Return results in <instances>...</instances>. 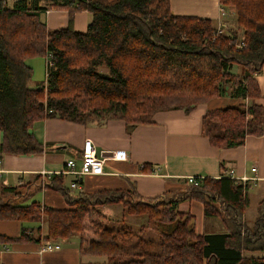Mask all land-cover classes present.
Segmentation results:
<instances>
[{
    "label": "trees",
    "instance_id": "trees-1",
    "mask_svg": "<svg viewBox=\"0 0 264 264\" xmlns=\"http://www.w3.org/2000/svg\"><path fill=\"white\" fill-rule=\"evenodd\" d=\"M219 3L234 10L244 30L242 48L235 31H221L210 19L175 15L171 0H0V165L6 155L44 154L45 146L31 132L39 121L58 118L88 126L115 119L129 131L152 124L160 111L185 106L189 111L222 97L236 103L203 117L212 147H241L248 137L262 136L264 108L256 75L264 66V0ZM52 10L66 12L71 22L87 12L91 22L84 33L72 26L50 30L43 17ZM37 56L50 58L53 66L45 84L31 89L28 60ZM103 67L108 75L100 72ZM41 178L21 200L19 186L0 181V221L46 224L47 234L40 226L23 228L19 238L0 236V243L77 237L82 256L118 260L114 264H264L262 257L246 256L264 253V199L248 225V182L199 178L197 184L185 181L178 193L143 200L135 191L73 194L67 176ZM41 188L59 193L68 208L29 203ZM3 195L12 198L4 201ZM185 201L201 204L204 217L220 220L223 231L199 233L196 217L179 210ZM118 204L125 215L146 216L158 243L140 239L132 250L134 234L107 226L99 207Z\"/></svg>",
    "mask_w": 264,
    "mask_h": 264
},
{
    "label": "crops",
    "instance_id": "crops-1",
    "mask_svg": "<svg viewBox=\"0 0 264 264\" xmlns=\"http://www.w3.org/2000/svg\"><path fill=\"white\" fill-rule=\"evenodd\" d=\"M171 6L177 16L210 19L217 28L224 24L226 27L227 18L234 13L230 9L224 10L227 14L223 16L219 0H171ZM78 16L74 19L72 29L84 33V29L77 28ZM84 16L86 21V15ZM44 17L50 30L69 27L66 12L48 11ZM234 71L240 72L237 67ZM256 79L262 94L258 103L264 108V66ZM235 103L229 97H224L199 104L189 111H160L155 114L152 124L136 125L129 131L124 122L115 119L88 126L58 118L39 121L33 125L31 132L44 146L53 144L60 151L47 150L36 156L6 155L1 160L0 181L5 186L20 187L26 183L41 182L38 179L41 176V180L45 179L43 173H62L66 162L71 159L80 165L85 141L91 140L98 154L105 158L102 174L81 177V189L73 194L135 191L137 197L151 200L184 190L185 181L189 177L240 180L242 177L256 176V180L248 182L250 186L264 185V133L259 137L250 136L243 146L230 149L212 147L203 133V117L209 110ZM2 137L0 132V150ZM116 152H125L127 159L116 161L112 158ZM143 165H148L147 169L149 166L153 167V170H143ZM253 167H257V175L252 173ZM73 180L72 176H67L68 187ZM31 202L44 208H68L66 200L59 193L45 188L35 192L29 203ZM105 206L121 208L122 205ZM119 210L124 213L123 208ZM179 210L194 215L197 231L204 233L198 229V225L205 226L201 204L183 202L179 205ZM103 212L108 219L113 216L112 209ZM39 226L43 231L47 230L46 224L22 225L17 221H0V236L19 238L23 228L36 229ZM46 242L58 244L60 249L41 253V246ZM46 242L0 243V264H99L95 258L100 257L81 255L77 237Z\"/></svg>",
    "mask_w": 264,
    "mask_h": 264
},
{
    "label": "rangeland",
    "instance_id": "rangeland-1",
    "mask_svg": "<svg viewBox=\"0 0 264 264\" xmlns=\"http://www.w3.org/2000/svg\"><path fill=\"white\" fill-rule=\"evenodd\" d=\"M221 9H223L221 7ZM223 10H229V9H223ZM231 10V9H230ZM233 10V9H232ZM52 11H58V10H52ZM48 12V11H47ZM234 12V10H233ZM227 13H224L223 16H225ZM79 15L77 19V28L79 29H84V31L87 30L88 25L91 22V15L87 12H83ZM76 15V16H77ZM84 15H86V21L84 20L83 17H85ZM230 18H227V25L226 27L224 25H221V27L218 28H223L225 32H236L239 36V41H241L244 38V30L241 27L237 26L236 23V14L235 12L233 14H230L229 16ZM45 19V17H43ZM226 20V18H223ZM73 21L71 22V19L69 18V27L73 26ZM87 24V25H86ZM67 27V28H69ZM228 27V28H227ZM28 64L33 68V76L32 79L29 83V87L31 89H35V88H39L41 85H44L46 82V74H47V59L45 57L42 56H37L34 58H31L28 60ZM100 72L104 75H108V69L103 67L99 69ZM237 70L241 72V69L239 67H237ZM237 71V72H238ZM235 72V71H233ZM239 72V73H240ZM237 73V74H239ZM223 98V97H222ZM184 108L188 109V106H185ZM56 146L52 145H46L45 149L46 151L49 150L51 152H59L60 150H57L55 148ZM35 183H26L23 186L19 187L18 190V196L17 198H19V200L25 198L26 196L30 195L32 193V191L35 190ZM8 198H12V196L9 195H3L2 199L5 201ZM264 199V185L263 184H257V185H252L251 187V191H250V200H251V204L250 207L247 209L246 211V215H245V219L248 225H252L253 221L255 220L256 216H257V208H258V204L259 202ZM133 201H136L135 199H133ZM187 202V201H185ZM183 203V202H182ZM106 206H101L99 207L100 212L104 215L103 211H108L110 209H112V214L113 216L108 219L106 221V225L115 229H123L127 234H134V237L132 238V250L134 249V247H138V243L140 242V239H152L151 241H153V243H158V240H156L157 238V233H156V229L155 226L153 225L152 222H148V219L146 216H140V217H132V216H128L125 215L124 213L121 212V208H123V205L120 206L121 208H115V206H108L109 208H105ZM44 207H41V209H43ZM124 209V208H123ZM205 226L201 227V225H198V229L201 230V232L204 233H212L211 231L213 230V232H220L218 230L223 231V225L221 223L220 220L215 219V218H205V222H204ZM47 234V230L45 229V231H43V235ZM130 241V242H131ZM135 245V246H133ZM153 251H158V249H156V247L154 249H152ZM246 256H254V257H262L264 258V253H247ZM97 259L96 261L99 262V264H114L116 262H118V260H109L106 258H95ZM130 260V259H129Z\"/></svg>",
    "mask_w": 264,
    "mask_h": 264
},
{
    "label": "built area",
    "instance_id": "built-area-1",
    "mask_svg": "<svg viewBox=\"0 0 264 264\" xmlns=\"http://www.w3.org/2000/svg\"><path fill=\"white\" fill-rule=\"evenodd\" d=\"M222 13L224 14L225 11L222 9ZM219 30H224L223 28H219ZM244 38L241 40L243 41ZM244 46V41L239 44V48ZM53 66L50 58L47 59V74L50 68ZM113 159L116 161H124L127 159L125 152H116L112 156ZM105 163V158L98 154V151L91 140H86L81 157V164L79 165L77 161L71 159L66 162L65 168L63 169L62 173L57 175H65V176H72L74 180L70 184V188L73 191H78L81 189L80 185V178L86 175H101L103 166ZM252 173L257 175V167L252 168ZM44 177L50 178L53 176L51 173H43ZM199 178L189 177L186 181L189 184L195 183L197 184ZM256 176L254 178L242 177L240 181L243 183L256 180ZM60 249V245L53 244L50 242H46L44 245L41 246V253H46L54 250Z\"/></svg>",
    "mask_w": 264,
    "mask_h": 264
}]
</instances>
